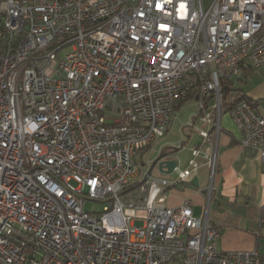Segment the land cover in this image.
<instances>
[{
  "label": "built area",
  "instance_id": "1",
  "mask_svg": "<svg viewBox=\"0 0 264 264\" xmlns=\"http://www.w3.org/2000/svg\"><path fill=\"white\" fill-rule=\"evenodd\" d=\"M262 65L264 0H0V264H264L161 195L199 160L213 175L221 84ZM188 92L206 128L187 168L137 183ZM255 105L226 112L264 164Z\"/></svg>",
  "mask_w": 264,
  "mask_h": 264
},
{
  "label": "crops",
  "instance_id": "2",
  "mask_svg": "<svg viewBox=\"0 0 264 264\" xmlns=\"http://www.w3.org/2000/svg\"><path fill=\"white\" fill-rule=\"evenodd\" d=\"M230 87L233 88L232 94L245 95L253 100L256 109L264 115V65L245 70L239 78L231 81ZM193 100L197 104V98ZM162 137L154 139L148 148L155 140ZM210 137L213 142L216 139V164L213 175H210L205 161L199 160L201 166L197 171L191 172L185 180L163 190L161 195L164 197V203L176 207L183 199L189 198L192 201L193 214L207 216L210 223L219 230L217 247L220 250L257 248L262 258L264 257V164L256 149L241 147L240 133L226 112L221 115V130L217 137L214 133H210ZM165 144L159 152L175 148L171 155L178 159L177 169L187 168L193 147L186 149V160L183 163L179 157L183 143L180 146L172 142L171 145ZM147 168L146 164L144 176ZM158 176L160 175L156 172L151 174V177Z\"/></svg>",
  "mask_w": 264,
  "mask_h": 264
},
{
  "label": "rangeland",
  "instance_id": "3",
  "mask_svg": "<svg viewBox=\"0 0 264 264\" xmlns=\"http://www.w3.org/2000/svg\"><path fill=\"white\" fill-rule=\"evenodd\" d=\"M204 5H208L210 0H202ZM263 66V65H262ZM259 68V67H254ZM224 113V112H223ZM222 113V114H223ZM227 113V112H226ZM228 114V113H227ZM229 116V115H228ZM230 117V116H229ZM231 119V118H230ZM234 124V123H233ZM206 128L204 123L201 121L200 116H198V108L197 104L193 99L188 98L181 102L180 106L176 109L175 114L170 123V127L168 131L165 133L164 137L159 140H155L151 147L148 150L144 151L141 155L138 156L137 165L138 172L135 177V181H141L146 169V164L150 160H152L160 151V148L165 143L167 145H171L170 143H174V145H179L183 143L182 153L180 154V160L184 163L186 160L185 155L187 153V148L194 147L195 145L201 142V137L198 134V130ZM183 165V164H182ZM177 172L174 171L170 175L165 177L174 179ZM154 175V174H153ZM105 202L95 201V200H87L84 203L85 210L89 212H101ZM137 226H140L141 222H135Z\"/></svg>",
  "mask_w": 264,
  "mask_h": 264
},
{
  "label": "trees",
  "instance_id": "4",
  "mask_svg": "<svg viewBox=\"0 0 264 264\" xmlns=\"http://www.w3.org/2000/svg\"><path fill=\"white\" fill-rule=\"evenodd\" d=\"M231 81L225 82L223 84H221V95H220V99H221V108L223 112H226L230 107H232L235 103H237L240 100H247V101H251V99L247 98L245 95L244 96H238V94H232V90L233 88L230 87ZM191 98L194 99L195 95L193 92H188L186 94L185 97L180 98L176 104H175V110L180 106L181 102H183L184 100ZM203 105L204 106H208L211 102L210 99H201ZM198 113L200 114V110H198ZM148 147H146L145 149H147ZM144 149V150H145ZM143 153V150L139 152L138 156L141 155ZM138 160V158H137ZM142 181H138L137 183H140ZM21 240H26L28 239V237H26L25 235H22Z\"/></svg>",
  "mask_w": 264,
  "mask_h": 264
},
{
  "label": "water",
  "instance_id": "5",
  "mask_svg": "<svg viewBox=\"0 0 264 264\" xmlns=\"http://www.w3.org/2000/svg\"><path fill=\"white\" fill-rule=\"evenodd\" d=\"M174 149L168 148L166 151L162 150L151 161L147 162L148 168L142 182L146 181L147 177L151 176L153 172H156L160 176H167L178 168V159L171 155Z\"/></svg>",
  "mask_w": 264,
  "mask_h": 264
}]
</instances>
